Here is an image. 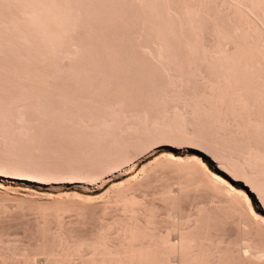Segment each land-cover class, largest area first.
<instances>
[{
  "label": "rangeland",
  "instance_id": "374dc122",
  "mask_svg": "<svg viewBox=\"0 0 264 264\" xmlns=\"http://www.w3.org/2000/svg\"><path fill=\"white\" fill-rule=\"evenodd\" d=\"M168 155L198 156L255 195L246 193L253 212L209 191L210 201L205 186L183 198L177 210L197 218L190 231L209 262L264 264L240 247L264 252V208L250 187L264 200V0H0V247L19 254L0 264H25L37 243L33 260L53 264L43 254L60 252L77 210L160 169L150 198L176 175ZM52 199L53 210L39 204Z\"/></svg>",
  "mask_w": 264,
  "mask_h": 264
},
{
  "label": "bare ground",
  "instance_id": "6f19581e",
  "mask_svg": "<svg viewBox=\"0 0 264 264\" xmlns=\"http://www.w3.org/2000/svg\"><path fill=\"white\" fill-rule=\"evenodd\" d=\"M195 146H196V144H195ZM197 146H199L198 148L200 150L203 149V145H201L200 143H199V145L197 144ZM168 156L170 159L167 158V156L162 157L164 160L167 159V163L169 162L168 163L169 165L167 163L165 165H167V167L168 166L171 167L172 165L170 166V161H172V159H173L172 162L175 161L172 167H174V165H176L174 169L171 167V172L175 171L176 175L174 174L175 175L174 178L171 176L173 181L170 184L168 183L166 185H163L162 187H160L157 190L155 188L156 191L153 190L154 192H152V194H151L152 196L150 198H146V197L144 198V196L146 194H144L143 192L145 191V189H148L149 187L156 184L154 182H155V180L158 179V175L160 174L159 173L160 169H159V171H157L158 169L156 170V168L154 167L155 171H157V174H155L157 176V178H156V176H155V178L149 177L150 175H148L146 172V174L144 173V175H146V177L144 176L143 179L139 178L140 182L137 184L135 183V180L133 181L134 184H132V183H125L124 184L125 181L123 183L121 182L120 184L118 183L116 189L118 188V186H123V185L126 186V184L127 185L131 184V186L129 187V185H128L124 189L122 187L121 188L119 187L120 191H117L114 189L113 191H116L118 193L115 194L116 192H113V195L115 194V197L111 193L110 195L112 196L113 200L112 199L108 200L107 203H106V200L108 198L106 200H104V203H106V205L105 204H103L102 206L101 205H95L96 207H99V208H96L93 205L94 204L93 202H92L93 204H89L90 202L85 201L86 205L84 207L87 206V203H88V206H90V205L92 206V209H91V206L89 209L86 208V209H88V210H85L86 212L89 210L92 211L95 208H96L95 211L98 209L96 212H99V210L101 209L100 212L97 213V215L99 216L101 214V211H103L102 213L104 216L101 214L99 216L100 218H101V216H103V218L106 215L108 216L111 211H112L111 212L112 214H114L116 212L117 214L115 216H113V219L110 217L112 219V221H111V219H109L110 221L105 220V219H104L105 221H103V220L99 221L97 218V220H98V222H97V220H95V219L98 216L94 215L95 211L94 210H93L94 212L92 211L94 214L93 213L90 214L91 211L86 213L84 210H81V208L79 206H81L82 204L79 203V205H77V206L80 209L77 210V213H78L77 217L79 215H81V216L84 215L83 217L85 219H83L81 222V219L83 217L80 216L81 219L79 222L78 221L77 222L78 223L81 222L82 227H84L83 225H85V224H87V226H92L95 224V226L92 229H89L85 225V229L87 230V228H88L89 231L81 230L84 228L80 227V229H79L77 227L78 223L76 222V220L79 219L80 217H78V218L76 217V218H74V220L76 219L74 222L69 221V223L64 224L65 227L63 229L62 224L64 222L61 221L62 219L60 218L57 220L55 218L58 222V225H59L57 228H59L61 226L60 229L61 230L63 229L62 230L63 232H61V235L64 236V239L61 235L60 236L58 235L60 233L59 231H61L60 229H59V231L57 230L58 234L56 232V234L64 240L62 248H61V250L58 249V248H60L59 246H61L59 242L57 243V245L59 244V246H57L58 248L57 247L56 248H57V250H60V252L55 251L56 249L52 250L50 248H49V250L48 249L45 250L46 249V248H44L45 245L44 246L42 245L43 249L46 251L45 254H43V253L42 254L47 256V254H46L47 251H50V252H48V255L50 257H51V254H53L55 256V258H54V256L52 255V257L54 259H52V257L50 258L52 260V261L51 260L50 261L53 262V264H70L75 257L78 259L80 258L82 260L81 263H84V264H93V263H99V264H208V263H210L211 264V262H209V261H211L210 258H212V257H210L211 255L209 256V253L204 254V251L202 250V248L201 249L199 248L200 246L198 245V242L196 241V238L194 237V235H195L193 233L194 230H193V232L190 231L191 230L190 227H191L192 223L194 222L193 219L195 220V223H196L197 218L195 219L192 217V214L190 212L191 209H189L187 211L186 206H185V210L187 212L184 210L185 214H180L177 210L180 207H182L180 205H182L184 203L183 198L185 197L184 200H186V197H189L191 195V192H192V195H194L195 193H197L196 190L198 191L199 189H202L201 188L202 186H205V189L207 190L208 194H207V192L201 193V194H204V195L207 194V195H205V196H207V198L211 192L212 196H215V197L217 196L216 198L221 197L225 203H228L232 206L236 205V203H238V202H240V203L244 202L245 204H247L248 209H250L253 212V210L251 209V203H250L249 197L245 191H243L242 189L234 187L226 179H224L220 175L210 171L207 168V166L205 165V163L198 156H193V157L187 156L186 158L174 157L173 155H168ZM214 158L213 159L217 161L219 168H221L226 173H228L231 177L236 179L235 177L237 175H236V171L234 170L233 165H231V164L227 165L226 162L222 161L220 158H217V157H214ZM160 160H159V162H161ZM156 164H158V162ZM155 165H153V166H155ZM151 167H150V169H151ZM164 167H166V166H164ZM150 169L148 171L149 173H150ZM152 171L153 170H151V173H152ZM153 177H154V175H153ZM162 180H164V179H162ZM137 182H138V180H137ZM128 187L130 190L128 189ZM250 187H251V190L257 194L258 200L264 208V200L262 199L261 195H259L258 191L256 190V188L254 187L253 184H251ZM248 189H249V187H248ZM135 190H138L139 194H137L138 192ZM194 190H195V193H194ZM206 190H204V191H206ZM135 192H137V193H135ZM141 193L143 194V196L141 195ZM196 195H195V197H197ZM109 196H107V197H109ZM191 196H190V198H192ZM200 196H203V195H200ZM210 196H209V200L211 201ZM80 198H82V197H80ZM87 199H90V197ZM193 199H195V198L193 197ZM213 199H215V198H213ZM156 200H157V202H155ZM158 200L161 202L160 203L161 206L158 204V202H159ZM215 200H217V199H215ZM53 201H54V204L51 202V204L49 203L50 205L46 204V202L44 204L43 203L42 204L39 203V204H40V206L42 205V207H43V205H44V207H46L45 208L46 210L44 209L45 211H48V209L53 210L54 205H55V199ZM56 201H58V200H56ZM59 201L58 202L61 203V200H59ZM78 201H77V204H78ZM192 201L193 200H191V202ZM81 202L83 203V201H81ZM186 202H188V201H186ZM99 203H101V202H99ZM4 205L5 204L3 203V200H0V209L1 208L3 209L5 207ZM61 205H64L63 202ZM83 205H84V203H83ZM214 205H216V204H214ZM35 206L38 207L39 205H36V203H35ZM51 206H53V207L48 208ZM66 206H67V204H66ZM66 206L64 205V207H66ZM100 206H101V208H100ZM201 206L202 205H200V207ZM200 207H197V208H200ZM57 208H60V207L58 206ZM57 208L55 206L54 211ZM62 208H61V210H62ZM182 208H184V206ZM246 209H247V207H246ZM107 210L108 211L110 210V211L108 212ZM199 210L200 209H198V211ZM57 211L60 212V210H57ZM104 211H106V213L107 212L108 213L106 214V213H104ZM200 211H202V210H200ZM229 211H230V209H229ZM75 212H76V210H75ZM79 212L82 214H79ZM83 212H84V214H83ZM181 212H183V210ZM234 212H235V210H234ZM236 212H239V211L237 210ZM85 213H86V215H85ZM88 213L90 214V216L88 215ZM254 214H255L254 216H256V215L259 216L256 213H254ZM43 215H46V214H43ZM91 215H92V217H91ZM251 215H253V214H251ZM57 216L58 215H54L53 218L57 217ZM87 216L89 218H92V220H93V217L95 216L94 220H95V222H97V224L93 222L94 220L93 221L91 220V222H90V220H87L89 223L85 222ZM259 217L262 219V222H264V217H262V216H259ZM57 218H59V217H57ZM240 218L243 219L242 215ZM251 218H252V216H251ZM56 220H55V222H56ZM245 220H247V219L245 218ZM245 220H243V223L247 224V221H245ZM83 222H85V223H83ZM90 223L91 224L94 223V224L89 225ZM240 225H242V224H240ZM192 226H194V225H192ZM192 229H193V227H192ZM39 231H40V228H39ZM1 235H2V233H1ZM59 239L60 238H58V240ZM37 241H40V240H37ZM41 244L42 243H40L39 248H40ZM199 244H201V246L203 245V243H201V241ZM28 245H29V243H28ZM25 246H26V244L24 245V247ZM2 247H0V260H2L1 259L2 255H6V258L8 257V258H12V259L16 255L19 256V254L16 253L18 250L15 251V248H13L14 250L11 248L13 250L12 251L11 249H8V246L7 247L5 246L6 248H2ZM240 247H241V252L243 253V255L249 254L250 256L254 257L256 260L261 259V257L264 255L263 250H261V251L260 250L258 251L257 249L254 250L252 248L249 240L247 241V240L242 239ZM37 248H38V243H37ZM37 248H35L36 251H37ZM24 251H25V249H24ZM24 251H23V253H24ZM36 251L34 250L32 252V249H31L32 253L31 252L30 253L32 255L26 253V256L28 257L26 259L30 260V261L27 260L26 263L38 264V261L41 260V258L37 262H35V260H33V253L34 252L38 253V254L40 253L39 250L37 252ZM40 251L42 252V247H41ZM49 256H47L45 258L42 257V258H44L45 263L49 259ZM8 258L5 260H7V261L11 260V259L8 260ZM16 258H17V256H16ZM80 259L78 260L79 262L81 261ZM3 260H4V258H3ZM77 260H76V262H77ZM4 261H2V262L4 263ZM14 261H17V260L15 259ZM48 262H49V260H48ZM5 263H7V262H5ZM39 264H44V263L39 262Z\"/></svg>",
  "mask_w": 264,
  "mask_h": 264
},
{
  "label": "water",
  "instance_id": "95a60500",
  "mask_svg": "<svg viewBox=\"0 0 264 264\" xmlns=\"http://www.w3.org/2000/svg\"><path fill=\"white\" fill-rule=\"evenodd\" d=\"M242 187L245 189L247 194L251 195L252 198H255V195H253V193L248 189L247 185L242 184Z\"/></svg>",
  "mask_w": 264,
  "mask_h": 264
}]
</instances>
